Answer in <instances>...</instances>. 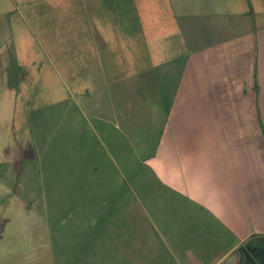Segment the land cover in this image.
Masks as SVG:
<instances>
[{
	"label": "rangeland",
	"instance_id": "1",
	"mask_svg": "<svg viewBox=\"0 0 264 264\" xmlns=\"http://www.w3.org/2000/svg\"><path fill=\"white\" fill-rule=\"evenodd\" d=\"M39 1L0 0L5 28L0 32V264H174L172 246L182 241L150 222V171L138 141L149 138L151 151L160 137V120L150 126V96L141 94L158 91L161 80L150 84L159 73L155 67L165 53L176 51L169 36L181 24L177 0H135L138 20L126 32L132 38L110 48L111 57L101 63L110 69L121 56L132 61L130 68L143 71L133 78L135 98L143 103L132 106L138 118L127 127L114 107L107 112L95 107L98 97L84 109L81 92L98 86L87 76H68L67 57L78 53L72 46L88 40L76 26L83 19L74 22L69 0L48 1L40 26L32 11L43 4ZM197 1L180 5L200 13L204 2ZM247 2L230 0L233 16L222 14L223 3L217 7L225 15L222 23L230 27ZM251 2L264 12V0ZM125 14H92L91 26L116 17H121L118 25L130 24ZM255 23H264V13ZM106 100L114 105L113 98ZM121 105L130 111L131 105ZM166 204L177 231L182 203ZM245 247L257 248L264 258L260 242Z\"/></svg>",
	"mask_w": 264,
	"mask_h": 264
},
{
	"label": "crops",
	"instance_id": "2",
	"mask_svg": "<svg viewBox=\"0 0 264 264\" xmlns=\"http://www.w3.org/2000/svg\"><path fill=\"white\" fill-rule=\"evenodd\" d=\"M48 1L56 0H40L43 4L32 9L40 26ZM69 1L74 22L90 19L76 25L88 40L72 46L78 53L69 48L66 61L70 78L87 76L98 86L81 92L82 107L98 97L97 109L114 107L115 116L130 126L128 121L138 118L132 106L143 103L135 98L133 78L143 71L130 68L132 61L121 56L110 69L101 63L110 48L132 38L126 32L138 20L135 0ZM180 1L175 17L181 24L169 36L176 51L165 53L155 67L159 73L150 84L161 80L158 91L148 88L141 94L150 96V126L159 119L161 128L154 150L149 138L138 141L150 171V222L182 241L172 246L174 264H243L245 246L257 235L264 237V23L254 25L264 12L250 0L253 15L247 2L248 9L226 27L220 17L233 16L230 0H198L204 2L200 13L181 8ZM222 3L223 16L217 12ZM123 11L130 24L118 25L121 17H116L112 25L91 26L92 14L104 18ZM106 97L113 98V106ZM122 103L131 105L130 111ZM175 201L182 203L183 216L177 231L165 208Z\"/></svg>",
	"mask_w": 264,
	"mask_h": 264
},
{
	"label": "flooded vegetation",
	"instance_id": "3",
	"mask_svg": "<svg viewBox=\"0 0 264 264\" xmlns=\"http://www.w3.org/2000/svg\"><path fill=\"white\" fill-rule=\"evenodd\" d=\"M264 246V242H260ZM248 249V248H247ZM249 250V249H248ZM264 264L263 256L258 252L257 248L250 249L249 252L245 251L243 264Z\"/></svg>",
	"mask_w": 264,
	"mask_h": 264
},
{
	"label": "trees",
	"instance_id": "4",
	"mask_svg": "<svg viewBox=\"0 0 264 264\" xmlns=\"http://www.w3.org/2000/svg\"><path fill=\"white\" fill-rule=\"evenodd\" d=\"M248 2H249V6H250V15H253V6H252V3L250 2V0H248ZM257 236L258 237H256L257 239L255 241H258V239L262 237L261 235H257Z\"/></svg>",
	"mask_w": 264,
	"mask_h": 264
},
{
	"label": "water",
	"instance_id": "5",
	"mask_svg": "<svg viewBox=\"0 0 264 264\" xmlns=\"http://www.w3.org/2000/svg\"><path fill=\"white\" fill-rule=\"evenodd\" d=\"M258 242H264V237L259 238Z\"/></svg>",
	"mask_w": 264,
	"mask_h": 264
}]
</instances>
